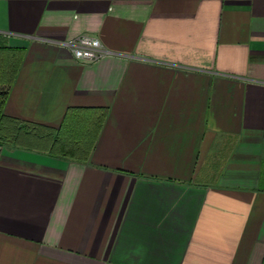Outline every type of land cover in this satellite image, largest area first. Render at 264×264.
<instances>
[{
  "label": "crops",
  "instance_id": "obj_1",
  "mask_svg": "<svg viewBox=\"0 0 264 264\" xmlns=\"http://www.w3.org/2000/svg\"><path fill=\"white\" fill-rule=\"evenodd\" d=\"M0 45V264H264V0H0Z\"/></svg>",
  "mask_w": 264,
  "mask_h": 264
},
{
  "label": "trees",
  "instance_id": "obj_2",
  "mask_svg": "<svg viewBox=\"0 0 264 264\" xmlns=\"http://www.w3.org/2000/svg\"><path fill=\"white\" fill-rule=\"evenodd\" d=\"M24 49L0 45V86L12 84L20 66ZM0 88V146L7 142L8 117L4 114L6 92Z\"/></svg>",
  "mask_w": 264,
  "mask_h": 264
},
{
  "label": "built area",
  "instance_id": "obj_3",
  "mask_svg": "<svg viewBox=\"0 0 264 264\" xmlns=\"http://www.w3.org/2000/svg\"><path fill=\"white\" fill-rule=\"evenodd\" d=\"M67 46L70 48L76 59L84 63L94 62L108 54L100 38L83 34L78 36Z\"/></svg>",
  "mask_w": 264,
  "mask_h": 264
}]
</instances>
